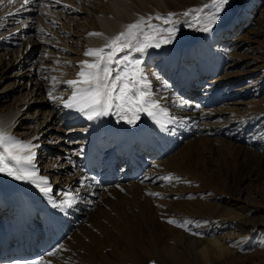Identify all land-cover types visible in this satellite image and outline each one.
<instances>
[{"label":"bare ground","instance_id":"6f19581e","mask_svg":"<svg viewBox=\"0 0 264 264\" xmlns=\"http://www.w3.org/2000/svg\"><path fill=\"white\" fill-rule=\"evenodd\" d=\"M102 1L104 0H66L57 5L54 0H37V2H31L30 0V3L25 7L24 0H13L15 3L10 4L12 7L9 9L5 8L10 6L2 7L3 2L0 3V25L7 21H19L23 18L25 21L31 20V24L29 23L25 28H23L25 22L23 20L22 23L7 24V26H11L6 28L7 32L5 31L8 36L0 40V48L6 49L4 53L0 54V71H3L4 68L2 69V67L4 65L11 68L13 70L11 73L15 74V85H20L19 88L25 87L21 91L20 100L12 108L7 107L8 97L3 92L5 89L0 91V118L7 120L6 125H1V127L6 134L21 141H31L38 144L39 147L34 149L37 156L39 153L45 155L44 152L50 149L48 147L46 150H40V145L48 141V139L45 141L44 139L50 134L49 130L58 125L59 120L63 124L65 123L66 127L72 120L78 124H87L88 126L87 129L83 130L85 133L83 132L82 139H80L81 136L77 135L80 130L71 131L69 128L70 131H66L68 128L63 129L58 125V130L62 131V135H59L58 139L62 138L63 142L66 143L69 140L73 145L72 149H65V153L68 155L74 153L70 157L71 159L69 158L71 160L69 169L65 171H75V175L67 177V182L63 183L57 191L53 189L50 197L43 196L29 183L17 182L6 175L0 174V232L13 231L17 233L21 237L22 243L25 246L27 245L23 250L25 253L41 256L38 264H105V262H110V258L108 254L103 255L102 250L108 247H113L114 250L120 248L123 249L121 253L124 256L127 250L124 247L125 244L131 249V254L126 253L125 255V257L127 254L130 256L129 263L144 264L145 252L138 242L143 241L142 238L148 240V235L141 232L145 224L142 222V215L143 217L151 215L148 218L150 220L148 225L152 230H158L156 229L158 218H161L164 213L168 217V213H171L174 206L181 215L184 212L194 213L198 207H206V203L200 199L178 200V196H175L179 193L175 191L176 186H173L174 189L170 186L174 183L160 179L167 176L170 170L176 169L178 172L192 175V179L202 180L201 183H204V187L220 190L221 194L224 195L221 202L222 206L217 208L213 214H210L214 218L211 228V231H214L212 232L213 237L216 236L218 228L230 223L231 228L236 229L238 238L242 237L245 240L251 236L249 244L252 245L259 231V226H264V209L262 208L258 212V216L262 215L261 217L248 218L240 215L234 219V216L237 215L236 211L244 209L242 203L245 202L242 200L243 184L234 181L233 161L230 160L232 155L236 153L239 155L240 152L244 151L245 153L249 150L242 145V142L246 145L251 144L249 134L259 128L257 126L264 118V114L249 119L245 118L240 126L234 129L231 128L232 125L221 124V121H217L215 124L212 123L214 126L208 122V127H200L204 124V120L207 121L209 118V121H211L214 119L215 117H211L213 114L222 117L224 115V118H226L231 112L234 115V112L241 111L236 107L232 109L221 107L213 110L212 108H215L217 104L225 101L227 103L229 100L234 99V101L238 100V102H235L236 105L241 103V105H247L249 103L244 102L245 99L255 97L254 91L250 89L234 93V96L228 95L227 91L229 89L227 87L230 86L229 83L223 80L216 83L208 81L220 73L224 60H226L220 49L232 42L230 38L235 37L234 34L239 29L237 25L242 24V19L239 18L236 21L224 24L222 22H225L226 15H222L221 21L214 27L211 34L196 30L193 31L192 36L184 34V37L177 44L165 45L160 49H150V56L146 58L148 64L152 62L153 56L157 55L156 51L160 56V64L153 72L158 73L161 79L156 80L150 76L151 84L153 80L155 85L152 87L153 96L168 98L161 99L160 102L170 115L177 118L178 122L171 124L168 122L167 117H162L161 119L170 128V131H166L149 117L141 114L140 120L133 127L123 121L118 122V118L114 115L88 121L80 113L63 108L62 101L58 100L54 104L49 100L47 93L52 84V77H56L55 89L53 90L54 96L57 95L56 91L61 89H64V92H69L61 97L67 99L71 95V90L67 89L66 83L60 84L58 81V75L61 73H59V69L64 68L62 64L65 61L62 59V55L65 51L58 50V47L55 46V40L61 39L65 41L66 47H71L67 44L68 35L71 33L68 29V23L73 20L71 16L73 11L76 18L80 14L77 28L79 32L84 31L82 34H87L86 45L82 51V62H91L92 58L84 54L87 49L103 47L111 38L124 31L127 25L137 22L141 17L145 20L152 17V20H155L157 15H163L166 10H177L179 14L184 12L187 7L199 3L194 0H108L104 4ZM19 11L21 13H18ZM225 13H227V10ZM7 17L11 18L6 20ZM62 19V25H58ZM81 20H85L91 27L80 24ZM238 22H240V25L237 24ZM41 29H43V32ZM185 30L187 31V29ZM93 32L102 35L90 36L89 33ZM23 41L27 44L28 48L26 50L29 51L31 46H44L47 49L46 54L37 59L35 58V60L32 54L23 58L26 52V50H22ZM223 43L225 44L223 45ZM18 46H20L19 49H17ZM226 63L228 62L226 61ZM59 66L61 67L59 68ZM23 70L28 71L24 73ZM79 70L80 68H78ZM22 71L24 74L21 73ZM12 74H7V78L13 79L10 77L13 76ZM166 83L169 85L167 88L164 87ZM15 85H9L11 91L8 95L16 91ZM198 85L200 89L196 90L195 87H198ZM180 98L191 102L189 109L192 112L190 117L183 115L188 110L187 107L177 111V113L173 107L174 105H170L172 101L176 102ZM43 100H46L43 105L38 103ZM5 104L6 106H4ZM242 110L246 111L247 109ZM24 111L28 112L27 117L20 119V114ZM42 115L43 117L40 119L39 117ZM29 118H32V120L29 121ZM235 122L234 126L237 125L238 120ZM21 130H27L29 133L27 135L22 133L26 135L24 137L19 133ZM262 136L260 134L258 139L253 142L255 149L261 150V152L254 151L255 159L251 158L253 160H250L252 165L238 166L242 175L241 181L251 180L255 175L258 170L253 168V165L260 166L264 164V150H262L264 148V137ZM81 140L85 141L86 144H83V148H78L77 145L80 144ZM209 142L211 144L207 145ZM181 146L182 149L178 155L182 152L183 156L180 159H175L176 154L173 155V152ZM92 147L96 149L98 159L94 160V166L87 171L86 158ZM80 149H83L82 154L79 152ZM201 150L207 151L208 154L217 150H225L229 153L230 159L221 158L218 152L219 157H214L218 160H213L212 163L209 162V166H206L205 160L203 161L202 158L203 165H201V168L200 164L202 163L198 161L192 166V170L191 166L187 170L186 167H188L189 160H191L190 156ZM50 151L52 152V149ZM122 151L126 152L127 156ZM115 153L118 154V157L112 160ZM208 154L206 160L210 157ZM170 161L173 168L168 165ZM216 163H218V167L215 166ZM157 165L162 167L159 170L156 168L154 172L151 171L152 174L148 166L155 167ZM162 172H166V174ZM59 173L61 172L59 171ZM222 174H224L223 177H221ZM62 176L64 175L62 174ZM55 178L59 180L58 176ZM82 179L84 181L83 185L81 184ZM69 180H72L70 185L68 184ZM96 181H99V184ZM160 183L161 185L156 188L155 184L159 185ZM51 187L53 188L52 185ZM190 189H192L191 192H195L193 188ZM199 189L201 190V188ZM69 192L79 194L72 208L61 211L51 206L53 200L59 203L64 198V193ZM182 192L187 191L184 189ZM148 193H159L160 196H151ZM257 204L259 203L256 201H250L247 204L245 203V206L255 207ZM102 205L112 206L111 209L115 213L107 217L101 216L102 218H99L98 222L92 221L90 211L97 209L99 213H102ZM124 215H127L129 221L132 222L128 229L124 226L126 223L120 220ZM111 223L113 226L110 227ZM86 224L88 225L86 226ZM131 235L132 239L135 236L138 241H131ZM177 235H174V242H177L175 246L163 245L164 248L159 253L162 263L172 264V262L179 260V249L185 248L187 251L189 250L198 263L204 260L205 264H264L258 260L255 262L256 258L253 261L249 260L248 263L244 262L242 260L243 256L235 252L238 247L234 246L236 241L231 240L232 238L227 239L228 236L223 242L224 238H214L213 240H196V238L191 241L188 237L184 239L182 234ZM56 244H60V246L57 250H54ZM50 252L54 254L48 255Z\"/></svg>","mask_w":264,"mask_h":264},{"label":"rangeland","instance_id":"374dc122","mask_svg":"<svg viewBox=\"0 0 264 264\" xmlns=\"http://www.w3.org/2000/svg\"><path fill=\"white\" fill-rule=\"evenodd\" d=\"M61 1L65 2L66 0H60V2ZM194 1L198 2L199 4H195V5L191 6L192 8L190 6L187 7L184 10V12H180L178 14L179 11H177V10L176 11L166 10L163 15H160L161 17H167L169 14H174L172 19L175 22L174 26L178 29V32L176 34V39L174 41L175 44H177L181 41V39L184 37L183 36L184 34L186 36L189 34L192 36V34L196 31V25L193 24L196 13L193 12L192 10L202 9L203 12L201 13V15L211 12V8H206L205 6L211 5L213 0H204V1L203 0H194ZM2 2L3 3L5 2V3L3 4ZM9 2H10V0H0V3H2V5H3L2 7H5L6 5L10 6V7H7L5 9L11 8L12 5H10V4L15 3V2H12V3H9ZM102 2H104V4H106L108 2V0H104ZM232 2H234V3H232ZM25 7H26V5H25ZM226 10H227V13H225ZM226 10L222 14V15H226V17L224 18L225 22H222V23L228 24L232 21H236V19L241 18L242 24L240 25L239 24L240 22L237 23L240 26L237 25V27H239V29H237L238 31L234 34L235 37L230 38V41H232V42H230V44L227 45L226 47H223L220 49L223 53L224 59H226V60H224L225 64L223 63V67L220 70V73L214 76V78L212 79L214 81H212V80H208V81H211L212 83H216L219 80H223L224 82L229 83L230 86L227 87V89H229L227 91L228 95L234 96V93L243 92V91H246L247 89H250V90L254 91L255 97H250V98L245 99L244 102L249 103L247 105L245 104L246 106L241 105L242 103L240 105H236L235 102H238V100L234 101V99H231L227 103L225 101L224 103L219 104L215 108H212L214 110V109H219L221 107H226V109H230V108L232 109V108L236 107V108H239L241 111L238 113L234 112V115H232L233 113L231 112L228 114V116H226V118H224V115L222 117V116H218V115L215 116V114H213L211 117H215L214 118L215 121L213 119L211 121H209V118L207 121L204 120V122H203L204 124L200 125V127H203V128L208 127L207 126L208 122L211 125H213L217 121L218 122L221 121L220 122L221 124L230 125V126L232 125L231 128L233 127L232 129H234L237 126H240V123L243 122V120L245 118L249 119L252 117H257L259 114H264V0H230V4L227 6ZM185 12H190L192 14L186 17V16L182 15ZM18 13H21V11H19ZM23 16H25V15H23ZM71 16L73 19L71 21L72 23L71 22L68 23V29H70L71 33L68 35V39H67L68 40L67 44L71 47L70 48L66 47L65 41H63L61 39L55 40V42H56L55 46L58 47V50L62 51V52L65 51V53L62 55V59H63V61H65L62 64V65H64V68L61 69L60 68L61 66H59V68H60L59 73L60 72L61 73L60 74L58 73L59 74L58 75V81L60 84L66 83L65 81H67V80L77 78V73L79 72L78 68H79L80 63L82 62V54H83L82 51L84 50L85 45H86L85 40H86L87 34H82V32H84V31L79 32V30L77 28V25H79L78 18L81 17V15L79 14L76 18L75 12L73 11V13H71ZM157 16H159V15H157ZM10 18L7 17L6 20H9ZM22 20L25 21L24 18ZM22 20L7 21V22L1 24L0 25V40H3L5 37L8 36V33H6L7 32L6 28H8L10 25L7 26V24H13L16 22L22 23L23 22ZM27 21H29V22H27ZM27 21L24 22L23 28L28 26L29 23L31 24V20H27ZM62 21H63V19L60 20L58 25H62V23H61ZM81 23L86 24V26H88V27H91V25L89 23H87L85 20H81L80 24ZM151 23L154 25H159L161 28H165V27L170 26V25L162 23V21L157 20V19L151 20ZM185 29H187V31ZM77 33H79V34H77ZM24 44H26V42L23 41L22 42V50L23 51H25L28 48L27 44L25 46H24ZM224 44L225 43H223V45ZM20 46H18L17 49H19ZM2 49L3 48L1 47L0 48V54L4 53L6 51V49H3V50ZM46 50L47 49H45L44 46H31V47H29V51L26 50L27 53L25 52V55L23 56V58L29 57L32 54L33 59L35 60V58L37 59L38 57H41L43 54H46V52H47ZM149 52H150V50H149ZM156 53H157L158 57L154 56L152 59V62L149 63V65L151 66V71H154L155 69H157L158 64H160L159 63L160 56H159L157 51H156ZM121 55H122V53H121ZM226 61L228 63H226ZM2 69H3V71H0L1 72V75H0V91H3L5 89L3 92L8 97L7 98L8 102L6 103L7 107L12 108V106H15V104L20 100V95L22 93L21 91H23L25 87L19 88L20 85H18V84L15 85V82H16V80H14L15 74L11 73L13 71V70H11V68L6 67L4 65L2 67ZM0 70H1V66H0ZM28 70H23V71H24V73H26ZM23 71L21 72L22 74H24ZM9 73H10V75L11 74L13 75V76H10L13 79H10L9 77L7 78V74H9ZM24 82H25V80H24ZM10 84H11V86L15 85L16 91L13 94L8 95L11 91V87L9 88ZM151 85H152V87L155 86L153 80H152ZM31 86H32V84L30 85V88H31ZM198 87L196 86L195 89L196 90L200 89L199 85H198ZM257 91H259V92L257 93ZM56 93H57L56 97H61L63 95L65 96V94H67L69 92L68 91L64 92V89H61V90H57ZM58 93H60V94H58ZM45 101L46 100H43V101L38 102V103L43 105V103ZM185 101H188V100H185ZM175 103H176L175 101H172L170 103V105L173 106V104H174V106H173L174 109L177 108V111H178V109H181V108L177 107ZM6 104L4 106H6ZM173 107H172V109H173ZM187 107L190 108V104ZM241 108L245 109V110L247 109V110L244 111ZM220 111H218V112H220ZM27 114H28V112L24 111L20 114L19 118L25 119L27 117ZM184 114L185 115L187 114L186 116L190 117V115H191L190 109H188L187 112H184L183 115ZM42 117H43V115L40 116L39 118L41 119ZM221 117H222V119H221ZM31 120H32V118H29V121H31ZM237 120H238V122H237ZM235 121L237 122V125L234 126L233 124ZM57 123H58L59 127L63 128V129L68 128L66 131H70V130L71 131H78V130H80L81 132L78 131L79 133L77 134L79 137L81 136L80 139H82V136L85 133L83 130L87 129V127H88L87 124H81V123L78 124V123L74 122V120L70 121V123L68 124V127H66L65 123L63 124L61 122V120H59ZM75 123H76V125H75ZM262 124H263V128L261 129ZM58 125H56L54 129L52 128L51 130H49L50 134L47 136L46 139H44V141L48 139L49 143L45 142L48 145L44 144V143H43L44 145L41 144L40 150L41 149L46 150L51 144L55 145L52 148L51 147L50 148L52 149V152H53V149H56L55 151L60 149V151L58 153H61V154L63 153L61 158L59 157V159H58V153L51 155V156L41 155L43 153H39L35 159V164H37V159L39 158L38 159V165L39 166L36 165L37 168L39 169V175L46 177L50 182L52 181V186L56 191L59 189V187L63 183H65L67 181V177H69L67 175V173H70L71 176L75 175V173H74L75 171H73L72 173L62 171V168L65 170L69 169V166L67 168V160H68V163L70 165L71 160H69V158L72 157L74 155V153H71L70 155L65 153V149L66 148L68 149V147H66L65 145L68 144L67 146H69L71 149H72L73 145L70 144L71 141H69V140H68L67 144H64V145L60 144V140L63 142V139L62 138L58 139L59 135L60 136L62 135L61 134L62 131L58 130L59 129ZM225 125H223V127H225ZM215 126L218 128L217 125H215ZM220 126H222V125H220ZM216 127H215V129H217ZM257 127H259V128H257L259 130L255 129L254 132L252 131L253 133L251 132V135L249 137H258L259 134H262L263 135L262 137H264V118L261 120V123ZM69 128H70V130H69ZM19 133L20 134L26 133V135H27L29 133V131L21 130ZM24 134H22V135H24ZM26 135H24V137ZM21 138H23V136H21ZM55 138H57V140ZM255 139H250L251 144H248V145H252ZM50 141H52V142H50ZM82 141L83 140H81V142ZM64 143H66V142L64 141ZM84 143H85V141H84ZM209 144H211V143L209 142L207 145H209ZM56 145H61V146H56ZM79 145H81V143L77 145L78 148H83L82 147L83 144L81 145V147H79ZM187 145H189V144L187 143ZM245 145L246 144H243V146H245ZM54 147H56V148H54ZM63 147H65V148L63 149ZM245 147H246V149H249L248 151H245L246 154L244 153V151L240 152L239 155L236 153V154L232 155L231 160H230V161H233L234 181L242 182V184H243V186H242V200H243V202H245L247 204L250 201H254V202L256 201L259 204H257V206H255V207H251V206H247V205H246L247 206L246 207L245 203H242V206L244 209L241 211H239V210L236 211L237 215L234 216V219L240 215H241V217L246 216L248 218H250V217L251 218L261 217L262 215L258 216V212L261 211L262 208L264 209V201H263L264 200V164H262L260 166L256 165V164L253 165V168L258 170L257 171L258 174L256 172L255 175L251 178V180H248V181H241L240 180L242 175L240 174V168L239 167H243L244 165L249 166L252 163V161H250V160L255 159L254 151L255 152H258V151L261 152V150H257V149H255V147H249V146H245ZM74 148H76V147H74ZM181 149H182V146L179 147V149L173 153V155L176 154L175 159H180L183 156L182 152H181V154L178 155V153ZM52 152L50 151L49 154ZM198 152L195 153V155L193 153L190 156L191 160H189V161L191 164L189 163L188 167H186L187 170L190 168V166H191V170H192L193 169L192 166H194L198 161L199 162L201 161V163H202V164H200V168H201V165H203L204 160H205L204 163L206 164V166H209V164H210L209 162L212 163L213 160H218L214 157L215 156L219 157V154H220V157L223 159H226V160L230 159L229 153L225 150H222V151L217 150L216 152L215 151L209 152V154L205 150H201ZM201 152H203V153H201ZM218 152H219V154H218ZM222 152H224V153H222ZM207 154H208V156L211 157V158L209 157L208 160L205 159ZM42 156H44V157H42ZM233 156L235 157V159ZM40 157H42V158H40ZM66 157H67V159L63 160V158H66ZM202 158H203V161H202ZM251 158H253V159H251ZM165 159H167V158H165ZM170 162L168 163V165H169V167H172L171 166L172 162L171 163ZM54 163H56V164H54ZM57 164H59V165H57ZM61 164H63L62 165L63 167L62 166L60 167ZM217 164L218 163L215 164L216 167H218ZM52 165H56L57 167L52 166ZM50 166H52V167L50 168ZM162 166H163V164H162ZM162 166L161 165H157L155 167L149 166L148 169L150 172L151 171L154 172L156 168H157V170H159ZM59 171L61 173L63 172L62 174L64 176H62V174L59 173ZM153 172H151V173L153 174ZM151 173H149V174H151ZM162 173L166 174V172H162ZM56 174L59 177V180H56V178H55V177H57ZM228 174H230V172H228ZM169 175L176 177V178L179 177L172 182V183H174V185H170L171 187L176 186L175 191H178L179 193L176 194L175 196H178L177 197L178 200L189 201V200H196V199L199 200L200 199L201 201L206 203V207L205 208L198 207L196 209V211H194V213L184 212V214L181 215L180 212H178V209L174 206L172 211L174 210L175 212L171 211L172 214L171 213L169 214L167 212L168 217L165 216V213L163 215L160 214V215H162V217H166L167 219L162 218V217L158 218V226L156 228L158 230H155V229L152 230V228H150V226L148 225V223H149L148 221H150L148 218L151 215L147 216V217H143V215H142V219H143L142 222H144L145 224H144V229H142L141 232H144L145 234L148 235V240L146 238H142L143 241L138 242L140 244L141 248L145 252L144 253L145 254L144 264H166V263H162V261L160 260L159 253L164 248V246L167 245V246L173 247L177 244V242H174V235H177V234H178L177 236L182 234L184 236V239L188 237L191 239V241H192V239H196V238H197L196 240H207V239L213 240L214 238H220V239L224 238L223 239V242H224V240L228 236L229 238H227V239L232 238L231 240H233L234 242L236 241V243H234V246H238V247H237V250L235 249L236 250L235 252L238 253L239 255L243 256L242 260H244V262L248 263L249 260L253 261V259L256 258L254 260L255 262L258 260L259 262L264 263V226L263 225L259 226L260 228H259V231L256 235L257 237L255 236V240L253 241L252 245L249 244V241H251V238H250L251 236L248 237L249 239L248 238L245 239L246 241L242 237L238 238L236 229L231 228L232 226L229 225L230 223L224 224L220 228H218L216 231V236L214 235V237H213L212 232H214V231H211V228L213 225L214 218L211 217L210 214H213L217 208L222 206L221 202H222V199L224 198V195L221 194L220 190L211 189V188L209 189V188L204 187L203 186L204 183H201V182H203L202 180L192 179L193 176L185 174V172H178V170L173 169V170H170V172L167 174V176H169ZM223 176H224V174L221 175V177H223ZM177 180H179V181H177ZM69 181L70 182H68V184L70 185L71 180H69ZM160 185H161V183L159 185L155 184V187L157 188ZM174 187H173V189H174ZM190 188H193V191H195L196 193L191 192L192 189H190ZM199 188H201V190H203V191H201ZM184 189L187 192H182V191H184ZM191 193H194V194H191ZM104 207H105V209H104ZM109 207H107L106 205L105 206L102 205L101 206V208L103 210L102 213H99V211L97 209H95V207H94L95 210L90 211L91 220L98 222L99 218L107 217L108 215H113L115 213V211H113V209H111L112 206H109ZM181 213H183V212H181ZM169 218H175L176 220H180V221H183V220L193 221V222H195V226H192L193 231H197V232L199 231V232H203V233H211V236L205 237L203 239L200 237H197V236L195 237L194 235H191L189 232L184 231L183 228H179V227H176L174 225L168 224L166 221ZM120 220L123 223L127 224V225L126 224L124 225L125 227H127V229H128V227H130V224H132V222L129 221V217L127 215H124V217L120 218ZM83 222H84V220H83ZM89 224H91V223H89ZM87 225L88 224H86V226ZM111 226H113L112 223H111L110 227ZM215 227L217 228L218 226H215ZM130 237H131V241H133V240L138 241L137 238L135 239V236L133 239H132V235ZM184 239H183V241H184ZM234 246H232V247H234ZM124 247L127 248V250L124 249V250H126V253L131 254V249L126 244ZM132 247H134V246H132ZM136 249H137V247H136ZM122 250L123 249H120V248H119V250L118 249L114 250L113 247H108L106 249H103L102 254L103 255L108 254L109 258H110V262H105V264H133L131 262L129 263L131 258L128 254L126 257H125L126 253L123 256V254L121 253ZM178 256L180 257L179 260L172 262V264L173 263L174 264H205L204 260H202V261H200V263H198V261L194 259L193 255L189 252V250L187 251V249H185V248L179 249ZM70 260H72V259H70ZM71 262H73V260ZM214 263H215V260H214Z\"/></svg>","mask_w":264,"mask_h":264},{"label":"snow or ice","instance_id":"6c2138e0","mask_svg":"<svg viewBox=\"0 0 264 264\" xmlns=\"http://www.w3.org/2000/svg\"><path fill=\"white\" fill-rule=\"evenodd\" d=\"M29 3L30 0H24L25 5ZM54 3L58 5L60 0H54ZM229 4L230 0H213L211 5L205 6L211 8V12L203 15L202 9L192 10L196 13L193 21L196 30L205 34L213 33L214 27L221 21L222 14ZM191 14L185 12L183 15L187 17ZM173 15L155 17L162 23L170 25L165 28L152 24V17H148L147 20L141 17L137 22L127 25L124 31L111 38L103 47L87 49L84 54L92 58L91 62H81L77 78L66 81V87L71 90V95L67 99L54 96L56 77H52V84L47 93L49 100L53 103L62 101L63 108L80 113L88 121L114 115L118 122L123 121L134 127L141 114H144L164 130L170 131L168 124L161 118L167 117L171 124L178 121L160 102L161 99L168 98L153 96L150 76L156 80H160L161 77L151 71L146 58L150 56V49H160L174 43L178 29L174 26ZM41 31L43 32V29ZM89 35L102 34L93 32ZM164 87L167 88L169 85L166 83ZM190 103L180 98L176 101V106L184 108ZM37 147L39 145L31 141H21L6 134L0 127V174L17 182L29 183L43 196L50 197L53 188L46 177L39 175L34 163L36 159L34 149ZM79 152L82 154L83 149ZM160 179L172 183L177 178L165 176ZM96 183L99 184V181ZM81 184H84L83 179ZM148 194L160 196L159 193ZM78 196L79 194L75 192L64 193V198L59 203L53 200L51 206L61 211L70 209L75 205ZM166 222L202 239L211 236V233L193 231L192 226H195L193 221L169 218Z\"/></svg>","mask_w":264,"mask_h":264}]
</instances>
